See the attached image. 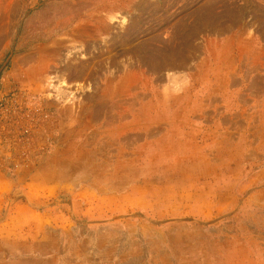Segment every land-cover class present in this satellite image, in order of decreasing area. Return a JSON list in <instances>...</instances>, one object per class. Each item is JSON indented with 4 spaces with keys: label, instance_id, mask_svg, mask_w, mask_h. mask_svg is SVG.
Segmentation results:
<instances>
[{
    "label": "rangeland",
    "instance_id": "obj_1",
    "mask_svg": "<svg viewBox=\"0 0 264 264\" xmlns=\"http://www.w3.org/2000/svg\"><path fill=\"white\" fill-rule=\"evenodd\" d=\"M0 264H264V0H0Z\"/></svg>",
    "mask_w": 264,
    "mask_h": 264
}]
</instances>
